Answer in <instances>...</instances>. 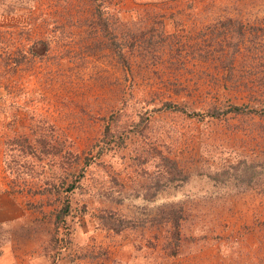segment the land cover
I'll return each mask as SVG.
<instances>
[{
    "label": "rangeland",
    "instance_id": "374dc122",
    "mask_svg": "<svg viewBox=\"0 0 264 264\" xmlns=\"http://www.w3.org/2000/svg\"><path fill=\"white\" fill-rule=\"evenodd\" d=\"M241 76L264 0H0V264H264Z\"/></svg>",
    "mask_w": 264,
    "mask_h": 264
},
{
    "label": "crops",
    "instance_id": "0c3cea01",
    "mask_svg": "<svg viewBox=\"0 0 264 264\" xmlns=\"http://www.w3.org/2000/svg\"><path fill=\"white\" fill-rule=\"evenodd\" d=\"M241 78H242V80H240V81L243 82L244 84H247V85L252 84L253 85L255 83L256 85L254 87L259 86V88H261L260 86H262V87L264 86V79L263 78L261 79V77L256 79V80H254L256 77L255 78H253V77L244 78L243 76H241Z\"/></svg>",
    "mask_w": 264,
    "mask_h": 264
},
{
    "label": "trees",
    "instance_id": "16d2710c",
    "mask_svg": "<svg viewBox=\"0 0 264 264\" xmlns=\"http://www.w3.org/2000/svg\"><path fill=\"white\" fill-rule=\"evenodd\" d=\"M173 218H174V223L175 225H179L178 224V219H179V209L178 208H173ZM178 220V221H177Z\"/></svg>",
    "mask_w": 264,
    "mask_h": 264
}]
</instances>
